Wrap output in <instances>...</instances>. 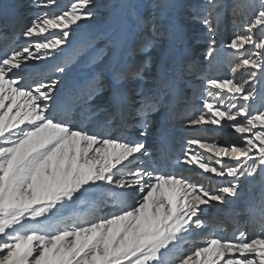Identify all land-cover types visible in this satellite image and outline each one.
<instances>
[{"label": "snow or ice", "instance_id": "6c2138e0", "mask_svg": "<svg viewBox=\"0 0 264 264\" xmlns=\"http://www.w3.org/2000/svg\"><path fill=\"white\" fill-rule=\"evenodd\" d=\"M55 4L32 0L34 8ZM23 7L0 2V28L20 23L27 41L0 53V264H264V192L238 208L257 229L253 237L239 228L231 240L213 233L204 246L175 255L187 235L203 231L207 206L240 199L242 184L257 174L264 184V111L252 108L264 93V0H244L230 9L243 13L242 31L225 44L233 78H209L188 56L189 22H201L214 37L213 20L229 10L224 0H110L105 28L54 66L61 74L76 62L91 69L74 83L71 104L55 111L58 79L26 86L15 73L28 61L62 53L76 30L72 26L96 17V2L74 0L67 10L44 12L30 23H23ZM97 41L103 47L93 52ZM215 43L211 39L206 59H214ZM101 60L103 66L95 67ZM238 72L246 78L236 80ZM189 91L202 100L189 126H227L242 142L229 147L187 139L177 162L223 178L226 183L215 189L157 170L146 144L124 135L138 121L141 135L156 126L164 140ZM138 189L140 199L128 203ZM86 195L94 199L83 218L42 223ZM108 197L118 207L97 217Z\"/></svg>", "mask_w": 264, "mask_h": 264}, {"label": "rangeland", "instance_id": "374dc122", "mask_svg": "<svg viewBox=\"0 0 264 264\" xmlns=\"http://www.w3.org/2000/svg\"><path fill=\"white\" fill-rule=\"evenodd\" d=\"M19 1L21 3L22 1H25V0H19ZM177 1L179 3L182 2L185 4H193V5H197V3L198 4L201 3V0H191V2H187V1L185 2L183 0H180V1L177 0ZM73 2H74V0H56V4L54 6H51L48 8H36V13H37L36 15L37 16L41 15L44 12H47L49 15L54 14V13L55 14L61 13L62 11L70 8L71 3H73ZM95 2H96V8L94 9V11L96 12V17L92 20H85V21L79 22L80 26L78 28H76V26H72L76 30L72 36L71 43L64 48H69L75 42L82 40V38L85 35H87V33H89L90 31H92L94 29H98V28H104L106 26V21L111 15V12H110L109 8L107 7V5H109V3H110V0H95ZM142 2H144V0H142ZM150 2H151V0H148V1L146 0V4L150 3ZM224 2L229 6V10L223 12L218 19L213 20V27L216 29L214 37L210 36L208 34L207 29L204 27V25L201 22L190 21L189 25H188L190 36H191L189 43H190V48H192V50H193L192 51L193 55L191 56V59L193 58V60H195L197 62V64L199 66H201L200 67L202 70L201 72L203 74H206V76L209 78H213V77H215V78L216 77H218V78H233V73L231 72V65L229 64V60L232 59L231 51L225 47V44L235 34H238L239 32L242 31V29L239 27V24H240V21L243 19V13L240 12L238 9L237 14L233 15L232 11L230 9H231V7H235L238 3H243L244 0H224ZM172 11H175V9H172ZM26 13L27 12H24V14H26ZM27 15H24L26 18V23H30V21L33 18L29 17L30 16L29 14H27ZM223 21H224V26H226L228 28V30H226L222 36V22ZM197 23H198V25H197ZM53 31H56V30H53ZM255 34L257 37H260L262 35V33L260 31H257ZM44 35H47V33H45ZM213 38L216 41V43H215V57H214V59H206L205 58L206 53H207V50L210 46V41ZM15 39H16V37H13L8 42V46H14L13 41H15ZM97 44H101V42L97 41L95 43V46H94L95 50L103 47V44H101V47H99ZM15 45H16V43H15ZM21 46L23 47L24 44H22ZM199 52H201V54H202L201 56L197 55ZM81 59L82 58H80V57L76 58L77 61H79ZM215 59H219V60H222V62H224V64H225L224 74L225 75H223L222 70H220V71L217 70L216 72L215 71L214 72L209 71V68H212V64L210 62L215 60ZM33 61L37 62V60H33ZM46 61H48V57L42 59L41 62L38 61L37 62L38 64L33 65L32 68L35 69L38 67V65L40 63H45ZM101 63H103V60L99 61L97 63V65L101 64ZM232 63L233 64L238 63V60H232ZM72 66L76 70L75 71L73 70L68 75L69 78L72 77L71 79L76 77V74L79 70V66H81V64L79 62L71 63L67 67H72ZM15 75L23 78L22 83L26 79V77L23 76L22 73H20V74L17 73ZM242 78H246V73L238 72L235 74L236 80H241ZM33 79L34 78L31 79V76H30V77H28L27 82H30L31 80L33 81ZM39 81H41V80H39ZM201 82L202 81L199 80L197 83L196 82L195 83L197 86H199L201 84ZM72 96H73V94L70 92H65V91L62 92V94H59L55 98V105L59 106L63 102H65V100H68V102H71ZM188 96H189V102L184 104L183 108L179 109L180 114L179 113L178 114L181 118L180 117L177 118L176 122H174V125L172 126L173 130L176 131V133H177L176 139H178L177 137H179L181 139L180 140L178 139L177 150L179 149V151H178V153H176L177 157H175V159H172L168 162V164L166 166H168L169 168L167 170H168V172H175L178 175L185 176L194 182H200V183H203L204 186H206V187H210L212 189H215L218 185L226 183V181L223 178L215 177L214 174L202 173V172L198 171L197 169H195V168H197L196 166H188V165H184L182 163L177 162V158H182L181 153L187 147V144H186L187 139L198 138L197 135L200 133V134H209V136L212 137L211 138L212 143L214 142V143L218 144L219 146L231 147L230 144L224 142L227 139L234 140L236 143H242V142H238L235 139L236 135H238V134H236L234 132V129L227 127V126L219 127V126H214L211 124L200 125V126H189L188 120L191 118H194L195 116H198L200 114V110L202 109V100L200 98L199 92H197V94L195 96H193L191 93H188ZM195 101H197V102H195ZM252 108H253L254 113L256 111H264V93L256 96L255 100L252 102ZM184 111H186V112H184ZM205 126L210 128L209 130H207L209 133H206V131H204ZM192 127H196V128L192 129ZM257 127H259V126H257ZM125 133H124V135H125ZM126 135H129V133ZM126 137L129 138L130 136H126ZM202 142H204V141L202 140ZM193 147L197 148V146H193ZM197 150L201 151V152L204 151V150L198 149V148H197ZM209 157H211L209 162L212 164V166L219 168L220 165L215 164L216 157L211 153H205V158L208 159ZM222 159L226 164L234 166V163H230V160L228 159V157H223ZM122 171H124V170H122ZM259 178H260V176L257 174L254 178H251V179L249 178V180H251L253 185L254 184L256 185L259 183V180H260ZM249 188H250L249 183H247V181L242 184L241 198H243L245 194H248L247 193L248 191L249 192L253 191V189L251 190V188L250 189ZM258 192H259V189H256L254 191V194H257ZM138 193H139V189L137 190V193H135L133 195L136 196V195H138ZM93 199H94V197L89 196V195H86L85 197H81L79 200L76 201L75 204H72L68 207L60 209L59 211L54 213L53 216L49 217L48 220L42 221V223L57 224V223L64 221L65 219H67L69 217L83 216L86 213L87 208H89L91 206V201ZM108 200H109V197L107 198V201ZM233 201H235V202L232 205V207L237 208V204L240 203L241 199L233 200ZM229 204L230 203H215L214 202L215 206H207L205 212L202 215V219L204 221H208V224L206 222V227L202 231L203 233L200 232L201 234L190 235V238L188 241H191V239H199L200 238V239H203L202 242L204 243V241L207 239V237L210 238L211 233H212L210 230L213 228V226L209 225V220L211 221L210 223H213L214 215L216 213V211H214V210L217 207L218 208L224 207L225 205H226L225 207H229ZM104 205L105 204H102L101 206H104ZM102 208L103 207H99L100 210ZM238 217H239V215L237 213L236 214L234 213V217L233 218L231 217L230 220L232 221V227H234V228L236 227L237 229L238 228L240 229V228H243V225H242V223H240L238 221L239 220ZM215 223H217V221ZM216 225H215V227H218V228L222 227L221 226L222 224H220V223L216 224ZM234 232L237 233L238 231L234 230ZM186 238L188 239V236L185 237V239ZM185 242L182 241V242H180V244H183ZM197 246H200V245L198 244ZM182 247H180L181 252L183 251V248H184V247L183 248ZM192 251H194V249H193V247H190V251L184 252V254H190Z\"/></svg>", "mask_w": 264, "mask_h": 264}, {"label": "bare ground", "instance_id": "6f19581e", "mask_svg": "<svg viewBox=\"0 0 264 264\" xmlns=\"http://www.w3.org/2000/svg\"><path fill=\"white\" fill-rule=\"evenodd\" d=\"M183 1H185V2L186 1L187 2H191V0H183ZM0 2L7 3L9 5L14 6L17 2H20V1H18V0H0ZM21 3L24 5V7L22 8L23 14H24V12H27L24 15L29 14L30 15L29 17H31V18H34V17L37 16L36 15L37 14L36 13V8H34L33 5H32V0H25V1H22ZM143 3L146 4V0H144ZM9 16H11V8L9 10ZM4 19H5V17H0V23H2ZM23 23H26L25 16H24ZM197 25H198V23H197ZM101 29H103V28H98V29H94V30L90 31L89 33H87V35H85L82 38V40H79V41L75 42L69 48H64V51L62 53L56 54L53 57H48V61H46L45 63H40L38 65V67L35 68V69H33L32 66L38 64L37 63L38 61L36 62V61H33L32 60V61H28V62L24 63L22 65L21 69L18 70V71H16L15 74L22 73V75L26 77L25 81L23 82V84L26 85V86H32L36 82H38L39 80L45 81V80H51V79H58L59 80V84L57 85L56 90H55V98L59 94H62V92H64V91L65 92H70V93L73 94V85H74V83L76 81H82L85 75H91V69L85 68V67H83L81 65V66H79V70L77 69L78 72L76 74V77L73 78V79H71L72 77L69 78L68 75L73 70L74 71L76 70V69L73 68V66L72 67H67L66 72L63 73V74L58 73V72H55L54 71V66L57 65L58 63H60L61 61L65 60L67 58H70L74 48L78 47L79 45H81L83 43H86L87 40L90 37H92L97 31H99ZM188 29H189V27H188ZM226 30H228V28L226 26H224V21H223L222 22V36H223V34L225 33ZM20 31H21V25H20V23H18L15 26V28H13L12 26H8L7 28H0V53H2L3 49L6 46H8V42L13 37H16V39H15L16 45L13 44L14 45L13 47H16V46L22 47L21 46L22 44H24V46H26V44H27L26 38H24L22 35H20ZM99 42H101V44H103L102 41H99ZM101 44H97V45L99 47H101ZM92 51L93 52L96 51L95 50V47L92 49ZM192 51L193 50H192V48H190V43H188V56L190 58L193 55L192 54ZM197 55H200L201 56L202 54H201V52H199ZM192 60H193V58H192ZM39 62H41V60H39ZM103 63H104V61H103ZM103 63L98 64V65L96 64L95 67H97V68L102 67L103 66ZM210 63L212 64V68H210V71H213V72L215 71L216 72L217 70H219V71L222 70L223 75H225L224 74L225 64H224V62H222V60L215 59V60L211 61ZM199 67H201V66H199ZM30 76H31V79L32 78H34V79H33V81L31 80L32 82L31 81L30 82H27L28 77H30ZM213 78H215V77H213ZM199 80L200 79H197L195 82H198ZM121 86L123 87V85H121ZM188 93H191V91H189ZM195 102H197V101H195ZM69 104H71V102H68V100H65V102H63L59 106H64V105H69ZM53 108H54V111L57 108V105H55V103L53 105ZM184 112H186V111H184ZM57 114L60 115L61 113L58 112ZM179 114L177 115L176 119L180 117ZM176 119H175L174 122H176ZM194 128H196V127H192V129H194ZM209 129L210 128L207 127V126L204 127V131H206V133H209L207 131ZM128 133H129V135H126ZM176 135H177L176 131H174L173 128H171L170 131L165 134L164 140H161V138L157 134V128H156V126H153V127L148 128L146 135H141V128L139 127L138 121H132V122H130L129 127H128L126 133H125V136H130L129 139L136 140V141H143L146 144L148 151L151 153V161H150L151 165L154 168H156L157 170L162 171V172H168L167 169L169 167L166 166V165L168 164V162L170 160H172L175 157H177L175 151H171V149L173 147H177L178 139L179 140L181 139L179 137H177L178 139H176ZM197 137L200 138L201 140H203L204 142L212 143V139H211L212 137L209 136V134H200L199 133L197 135ZM224 142L230 144L231 146L238 144L234 140H231V139H227ZM178 151H179V149L177 150V153H178ZM229 160H230V163H234L231 159H229ZM134 163L139 164V162H134ZM129 167H131V165H129ZM195 169H197L198 171H200V172L203 173V171L201 169H199V168H195ZM122 170L126 171V169H122ZM259 179H260L259 180V183L256 184V185L255 184L253 185L252 182H251V180H248L247 181V183H249V187L251 188V190L253 189V191H251V192L248 191L247 192L248 194H245L243 198H240L241 201H240L239 204H237V208L232 207V205L234 204L235 201H233V202L231 201L230 204H229V207H225L226 205L224 206L226 209H222L221 207H219L220 208L219 209L217 207L214 210V211L221 210V212H219V214L231 216L232 218L234 217V213L235 214L237 213L239 215V217H238L239 220L238 221L240 223H242V225H243V228H240V229L241 230H245L246 237H248V238L253 237L254 234H255V232L257 231V229L252 224H250V223L246 224L245 223V217H244L243 213H241V212L238 211V208L242 207L245 203H247V202H249V201H251L253 199H259L260 198L262 192H264V184L261 183V178H259ZM256 189H259V192L257 194H254V191ZM140 197H141V194L139 192L138 195H136V196L133 195L131 198H129L128 199V203H132V200L133 199H135V200L138 201L140 199ZM90 207L87 208L86 213H88ZM100 207H103V208L101 210L98 209L96 211L97 213H95V215L97 217L104 216V215H108L110 212L115 211L116 210V207H118V206L114 205L113 199L111 197H109V200H108L107 204H105L104 206H100ZM227 208H229V209L227 210ZM222 210H225V211H222ZM84 215L83 216H74L72 218H74V219H81V218L84 217ZM206 222L208 224V221H206ZM210 222L211 221L209 220V225L210 226H213V228L210 230V231H212V234H211L210 238L213 237V233H215L216 236H220V237H223L224 238V236H221V233L224 232L225 230H221V228L222 227H225V229H226V226L225 225H222L221 228H218V227H215V225L217 223H210ZM219 223H220V221H219ZM205 227H204V229H205ZM232 228H233V231L234 230H237L236 227L235 228L232 227ZM217 229H219V231H217ZM227 231L229 232L228 229H227ZM199 234H201V233H199ZM235 235H238V232L237 233L230 232L229 233V236L228 237H225V238L231 240V239H233V237ZM187 236H188V239L187 238L185 239L186 242L183 241L185 243L178 244L176 246L175 255L177 257H179L181 255H184V252L190 251V247H193V249H195V246H197L198 244L200 246H204V243L202 242L203 239H200V238L199 239H191V241H188L189 238H190V235H187ZM207 239H208V237H207ZM182 246L183 247L185 246V247L183 248ZM180 247L183 248V251L182 252H181V248Z\"/></svg>", "mask_w": 264, "mask_h": 264}]
</instances>
